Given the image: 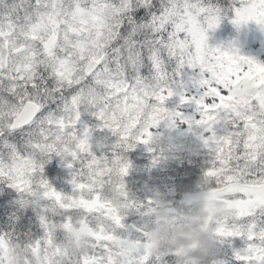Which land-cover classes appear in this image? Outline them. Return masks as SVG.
<instances>
[{
  "label": "snow or ice",
  "instance_id": "1",
  "mask_svg": "<svg viewBox=\"0 0 264 264\" xmlns=\"http://www.w3.org/2000/svg\"><path fill=\"white\" fill-rule=\"evenodd\" d=\"M231 11L237 27L249 21L264 27V0H247ZM220 22L217 6L205 0H0V153L7 157L0 159V181L48 200L54 215L62 213L60 222L41 216L46 236L29 244L35 253L49 250L46 264L61 255L55 233L70 227L69 201L102 218L99 227L88 229L92 251L75 264L149 259L148 244L118 234L124 218L115 209L98 196L80 194L103 175L104 160L114 158L111 151L97 153L94 135L107 130L127 140L147 109L159 111L156 105L173 98L182 127L194 131L214 158L203 174L233 194L226 203L235 215L218 234L243 241L237 260L264 264V221L254 222L264 217V119L226 103L229 85L249 70L264 75V64L210 47L207 33ZM185 106L194 112L186 114ZM158 127L157 121L144 129L128 150L144 144L154 151L152 128ZM49 157L69 170L72 194L44 178ZM115 159L120 175L127 176L130 163ZM105 217L115 230L105 227ZM8 242L0 237V249ZM141 249L145 254L136 259Z\"/></svg>",
  "mask_w": 264,
  "mask_h": 264
},
{
  "label": "clouds",
  "instance_id": "2",
  "mask_svg": "<svg viewBox=\"0 0 264 264\" xmlns=\"http://www.w3.org/2000/svg\"><path fill=\"white\" fill-rule=\"evenodd\" d=\"M247 0H227V4L218 5L219 15L222 19L228 18L235 6H244ZM220 87H223L222 85ZM248 89L244 92V89ZM259 91L264 93V88L255 89L251 82L243 80L229 85L228 95L233 99L227 101L230 109L241 114H249L259 119H264V105L260 101H253L252 97ZM210 98L212 94H209ZM215 103V99L212 98ZM159 111L150 107L145 111L141 127L134 130L130 138L122 140L115 138L111 142L109 151L114 153L112 160H104L103 175L97 176L93 187L80 195L84 197H100L106 201L111 208L121 216L126 217L133 209L141 210V205L132 202L130 193L125 184V177L120 175L119 163L127 162L128 146L135 143L137 135L143 133L144 129L151 127L157 121L158 128H168L170 122L175 123V128L182 127L179 117L174 115L176 109L168 105H156ZM158 128H152L153 145L161 148V140L155 135ZM206 165H214V158L207 152ZM45 162L43 157H38ZM49 161L55 159L49 157ZM79 171V169H77ZM87 180V176H85ZM125 187H120V185ZM215 189V194L213 191ZM233 194L224 193L216 183V178L204 174L200 175L193 186L183 193V205L179 210H174L168 203L155 200L153 204H144L145 212L142 215L149 217L142 238L149 245V251L157 259L172 257L171 264H230V258L223 248L224 238L217 229L221 224L230 223L235 215L234 209L226 203L229 196ZM77 196L76 199H79ZM73 215L69 219L70 227L62 230L61 255L54 258L53 264H75L76 258L87 255L93 249V237L88 229L100 226L101 216L84 213L79 210V205L69 201ZM62 213L57 212L60 216ZM104 218L105 227L115 230ZM48 249L42 248L39 253L32 251L29 244L18 243L9 240L6 249H0V264H46L45 256Z\"/></svg>",
  "mask_w": 264,
  "mask_h": 264
},
{
  "label": "rangeland",
  "instance_id": "3",
  "mask_svg": "<svg viewBox=\"0 0 264 264\" xmlns=\"http://www.w3.org/2000/svg\"><path fill=\"white\" fill-rule=\"evenodd\" d=\"M236 25H234L235 27ZM226 27V26H224ZM237 27V26H236ZM208 44L212 48H220L222 51H231L235 54L245 57L254 58L257 62L264 64V27L258 25L255 21H249L246 24H241L238 27L236 36H231L230 32L226 34V38H222L218 29L209 30L208 33ZM243 80L250 81L251 87L255 89L264 88V75H261L259 72H249L242 77ZM241 78L234 82L239 84ZM248 89H244V92H247ZM195 90L193 89V94ZM233 99V96L230 95V101ZM253 101H260L261 105H264V93L257 91L252 97ZM178 103L177 98H173L168 106L175 108ZM186 114H191L194 112V106L188 107L185 106L181 109ZM109 132L107 130L103 132H98L94 135L93 144L96 147L97 152L103 153L104 144L101 142L104 139L100 137H106ZM155 135L158 136L161 140V148L157 149L153 144L150 145L154 151L150 152L148 150L149 146L144 144H137L133 150L135 151L134 156L139 160L145 158L147 160V165L152 164V168L161 170L158 174L152 172L148 174L145 164L139 165L137 161L130 164L128 173L130 174V186L131 190H128L130 197L133 203L140 204L141 202L147 204L150 200H160L163 194H166L167 201L173 202L178 196L169 193L167 187L173 185V181L168 180V178H163L164 173H172L179 175V169L170 167L169 164L179 163V157L176 156V153H179V148H182V145H190L194 143L195 147L202 146L201 142L198 139L197 134L189 132L187 127H180L175 129L169 128H158L155 132ZM99 145V147H97ZM203 147V146H202ZM1 159V158H0ZM155 160V163H154ZM7 162V160H5ZM46 170L44 173V178L49 181V183L57 190L66 194H72L73 186L71 185L69 170L62 165V162L58 158L51 160V162L46 165ZM51 169V172H50ZM169 169V170H168ZM53 170V172H52ZM168 170V171H167ZM169 182V183H168ZM166 201V202H167ZM28 203L34 205V211L36 217L38 218V223L40 227L39 235H32L29 233L26 235V240L23 244H31L33 242L43 243V239L46 236L45 228L41 223V216L49 218L51 222L52 212L49 210L50 202L40 196H34L28 201ZM179 205L178 209L183 205V199L179 196V201L176 203ZM146 210L142 208V211L137 212L136 209H133L132 212L124 217L122 221L123 227L117 230L118 234L129 239H140L143 241L142 233L147 226V221L149 217L143 216L138 218V213L145 212ZM264 221V217H257V221ZM62 239V234L60 235ZM59 239V240H60ZM57 240V242H59ZM243 247V241L240 237H231L224 238L223 248L227 252L228 257L231 260L230 264H248L247 260L239 261L235 257V252L240 250ZM149 252V257H153L151 252ZM140 255H136L135 258L139 259Z\"/></svg>",
  "mask_w": 264,
  "mask_h": 264
},
{
  "label": "trees",
  "instance_id": "4",
  "mask_svg": "<svg viewBox=\"0 0 264 264\" xmlns=\"http://www.w3.org/2000/svg\"><path fill=\"white\" fill-rule=\"evenodd\" d=\"M205 3L218 6L227 4V0H205ZM233 18L234 13H231L228 18L221 20V27H217L222 38H226L228 32H230L231 36H236L238 27H234V24L231 22ZM114 140L115 137H112L109 133V135L107 134L104 140L101 141L105 147L102 155L109 152L110 144ZM97 153L101 155V152ZM132 154V149L128 150L125 154L130 164L138 161V159L132 157ZM206 154L207 150L202 146L195 147L194 143L182 145V148H179V156L176 154V156L179 157V163L169 164L171 165L170 167L179 169V177L177 174L170 177L169 173H167L168 180L173 181L172 178L176 179L174 181L176 184L170 185L168 182L167 191L169 190V193L174 195L179 194L180 196L183 192L190 189L198 177L203 174L204 163L207 159ZM0 158L7 160V157L2 153H0ZM142 161L147 160L143 158ZM151 166L152 165L147 167L148 174L152 172L158 174L160 172L161 167L160 169H154ZM129 177L130 174L128 173L127 176H125V184L127 189L131 190ZM33 197L32 195L22 194L16 191V189L9 187L8 183L5 181H0V237H6L15 242H25L27 232L34 231L37 233L40 230L33 209L28 203ZM24 201H26V203ZM52 222H60V216L55 215ZM60 232H62V230L57 229L55 233L56 240L59 238Z\"/></svg>",
  "mask_w": 264,
  "mask_h": 264
},
{
  "label": "flooded vegetation",
  "instance_id": "5",
  "mask_svg": "<svg viewBox=\"0 0 264 264\" xmlns=\"http://www.w3.org/2000/svg\"><path fill=\"white\" fill-rule=\"evenodd\" d=\"M139 205H140V204H139ZM140 211H142V208H141ZM140 211H137V212H140ZM137 215H138V218H141V217H143V216L148 217L147 215H142L141 213H138ZM141 243H144V240L141 241ZM137 254L140 255V256H142V255H144L145 253H144V250L141 249ZM137 254H136V255H137ZM149 260H150V257H149V259H148L146 262H148Z\"/></svg>",
  "mask_w": 264,
  "mask_h": 264
},
{
  "label": "water",
  "instance_id": "6",
  "mask_svg": "<svg viewBox=\"0 0 264 264\" xmlns=\"http://www.w3.org/2000/svg\"><path fill=\"white\" fill-rule=\"evenodd\" d=\"M174 210H175V208L174 207H172Z\"/></svg>",
  "mask_w": 264,
  "mask_h": 264
}]
</instances>
